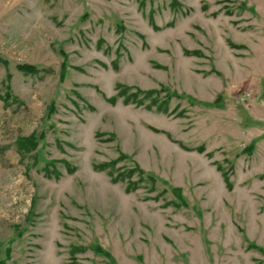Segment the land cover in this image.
Masks as SVG:
<instances>
[{
	"label": "rangeland",
	"instance_id": "obj_1",
	"mask_svg": "<svg viewBox=\"0 0 264 264\" xmlns=\"http://www.w3.org/2000/svg\"><path fill=\"white\" fill-rule=\"evenodd\" d=\"M0 264H264V0H0Z\"/></svg>",
	"mask_w": 264,
	"mask_h": 264
},
{
	"label": "trees",
	"instance_id": "obj_2",
	"mask_svg": "<svg viewBox=\"0 0 264 264\" xmlns=\"http://www.w3.org/2000/svg\"><path fill=\"white\" fill-rule=\"evenodd\" d=\"M18 69L20 71H22L23 73H33L34 72V68L28 64L18 65ZM124 91H122V92H124ZM174 190L176 191V189H174Z\"/></svg>",
	"mask_w": 264,
	"mask_h": 264
}]
</instances>
